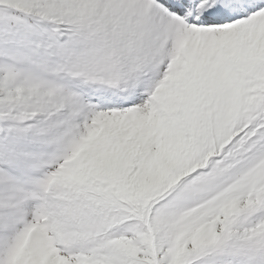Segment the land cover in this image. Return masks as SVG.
<instances>
[{
	"label": "snow or ice",
	"instance_id": "6c2138e0",
	"mask_svg": "<svg viewBox=\"0 0 264 264\" xmlns=\"http://www.w3.org/2000/svg\"><path fill=\"white\" fill-rule=\"evenodd\" d=\"M0 264H264V0H0Z\"/></svg>",
	"mask_w": 264,
	"mask_h": 264
}]
</instances>
